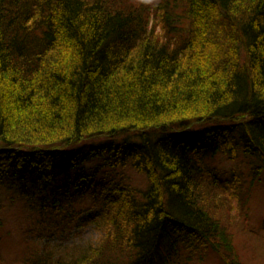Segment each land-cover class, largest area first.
<instances>
[{
  "label": "trees",
  "instance_id": "1",
  "mask_svg": "<svg viewBox=\"0 0 264 264\" xmlns=\"http://www.w3.org/2000/svg\"><path fill=\"white\" fill-rule=\"evenodd\" d=\"M263 173L264 0H0V230L33 215L23 264H241ZM91 206L95 243L30 244Z\"/></svg>",
  "mask_w": 264,
  "mask_h": 264
},
{
  "label": "rangeland",
  "instance_id": "2",
  "mask_svg": "<svg viewBox=\"0 0 264 264\" xmlns=\"http://www.w3.org/2000/svg\"><path fill=\"white\" fill-rule=\"evenodd\" d=\"M126 174L132 186L140 188L146 186L147 179L144 175L132 169H126ZM249 194V218L246 221L241 220L240 228L238 226L239 229H234L235 252L241 264H264V173L262 179L250 187ZM84 200H88L87 195ZM91 207L92 210L85 211L80 216L78 221L83 220V222H79L82 225L75 226L71 231L66 229L60 234L52 226L45 228L38 231L36 238L30 244L40 243L46 247L61 248L95 243L99 234L90 219L98 212L95 207ZM2 215L6 220V227L0 230V264H23L21 256L25 253L24 235L26 231L24 232V230L32 228L34 222L31 218L33 215L24 210L22 202L5 208ZM204 264L224 263L213 251H209Z\"/></svg>",
  "mask_w": 264,
  "mask_h": 264
}]
</instances>
